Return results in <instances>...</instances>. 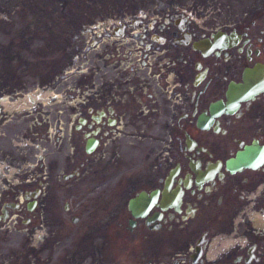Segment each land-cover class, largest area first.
<instances>
[{"label": "flooded vegetation", "instance_id": "obj_1", "mask_svg": "<svg viewBox=\"0 0 264 264\" xmlns=\"http://www.w3.org/2000/svg\"><path fill=\"white\" fill-rule=\"evenodd\" d=\"M251 15L103 19L35 94L80 106L74 120H21L1 70L0 238L45 216L48 231L80 223L61 214L91 192L106 246L60 264H264V5Z\"/></svg>", "mask_w": 264, "mask_h": 264}, {"label": "rangeland", "instance_id": "obj_2", "mask_svg": "<svg viewBox=\"0 0 264 264\" xmlns=\"http://www.w3.org/2000/svg\"><path fill=\"white\" fill-rule=\"evenodd\" d=\"M263 5L264 0H0V71L6 72L8 89H22L24 93L27 105L19 115L21 120L31 115L33 120H57L64 116L63 109L74 120L82 111L80 106L58 109L52 102L44 105L33 98L37 89H41L39 83L53 78L54 73L47 70L61 66L70 57L60 54L84 52L83 42L96 36L103 19L118 20L121 16L155 21L159 20L158 13H170L183 15L189 24L210 22L215 29L230 28L247 13L254 18ZM148 11L152 18L144 17ZM29 168L32 167L28 165L26 169ZM30 187L24 183V189ZM84 196L92 200L69 215L61 214L62 218L79 215L78 224L69 222L61 229L51 227L48 231L45 225L50 227L49 217L45 216L40 219L38 229L32 230L25 220L20 230L16 231L12 225L9 228L12 233L0 238V264H60L87 253L84 248L87 246H91L88 249L93 250L95 257L100 256V245L106 246V236L95 234L107 222L106 211L101 214L106 204L100 206L98 193ZM87 236H91L92 242H85Z\"/></svg>", "mask_w": 264, "mask_h": 264}, {"label": "bare ground", "instance_id": "obj_3", "mask_svg": "<svg viewBox=\"0 0 264 264\" xmlns=\"http://www.w3.org/2000/svg\"><path fill=\"white\" fill-rule=\"evenodd\" d=\"M30 98H33L31 95H30ZM37 98V97H36ZM36 98H33V99H36ZM25 104H27L25 101H24ZM40 236V235H39Z\"/></svg>", "mask_w": 264, "mask_h": 264}]
</instances>
